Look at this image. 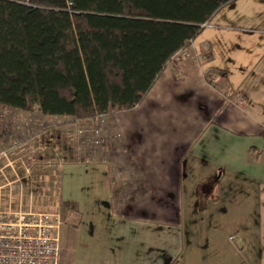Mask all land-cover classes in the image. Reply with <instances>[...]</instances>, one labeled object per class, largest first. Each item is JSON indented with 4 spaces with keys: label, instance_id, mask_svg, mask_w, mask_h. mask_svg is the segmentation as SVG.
Masks as SVG:
<instances>
[{
    "label": "crops",
    "instance_id": "obj_1",
    "mask_svg": "<svg viewBox=\"0 0 264 264\" xmlns=\"http://www.w3.org/2000/svg\"><path fill=\"white\" fill-rule=\"evenodd\" d=\"M219 12L204 27L207 39L192 42L208 59L168 63L141 103L115 113L145 184L139 200L114 215L103 164L35 166L39 191L43 172L50 182L55 171L57 200L72 210L56 264H264V20L243 33ZM207 69L222 71L242 103L207 84ZM50 131L6 166L28 153L34 160Z\"/></svg>",
    "mask_w": 264,
    "mask_h": 264
},
{
    "label": "trees",
    "instance_id": "obj_2",
    "mask_svg": "<svg viewBox=\"0 0 264 264\" xmlns=\"http://www.w3.org/2000/svg\"><path fill=\"white\" fill-rule=\"evenodd\" d=\"M235 1L0 0V106L77 120L130 110Z\"/></svg>",
    "mask_w": 264,
    "mask_h": 264
},
{
    "label": "built area",
    "instance_id": "obj_3",
    "mask_svg": "<svg viewBox=\"0 0 264 264\" xmlns=\"http://www.w3.org/2000/svg\"><path fill=\"white\" fill-rule=\"evenodd\" d=\"M209 57L210 52L206 46L200 54H195L190 42L177 52L170 62L199 64ZM203 78L225 99L242 103L241 94L233 91L219 72L207 69L203 72ZM56 118L58 117L43 116L37 110L24 112L0 106V141L5 148L0 154V159L6 152L24 146L27 140L47 129H58ZM71 121V126L61 128L69 129L65 130L66 135L60 140L63 146L61 151L52 150V143L59 141V137L48 139L38 151L42 152L43 147L48 145L55 152L56 160H60L59 163L105 165L109 171L111 211L114 215H119L126 203L139 200L143 196L145 184L117 124L115 112ZM68 131L71 133H67ZM63 139H70L69 149L64 146ZM59 155H68L69 159L64 160L61 156L59 158ZM56 191L59 193V182ZM50 210V206L45 212L0 210V264L57 263L60 227L68 211L59 200L56 210ZM235 240V236L229 238L230 242Z\"/></svg>",
    "mask_w": 264,
    "mask_h": 264
},
{
    "label": "rangeland",
    "instance_id": "obj_4",
    "mask_svg": "<svg viewBox=\"0 0 264 264\" xmlns=\"http://www.w3.org/2000/svg\"><path fill=\"white\" fill-rule=\"evenodd\" d=\"M218 20L226 19L228 22L226 26L230 27L231 30L240 29L244 32V30L248 29V26L251 25H259L262 20H264V1L261 0H238L233 4L223 8L216 17ZM213 23V22H212ZM211 24V22H210ZM206 30V29H205ZM203 31L197 36L198 40L206 38V32ZM244 36V35H243ZM237 37V36H236ZM207 39V38H206ZM58 123V126L55 129H50V135L54 137H59V141L52 143V150L61 151L62 150V138L66 135L65 130L69 129H61L65 126H71L73 122L70 118L58 117L55 119ZM54 132L56 134H54ZM67 133H71L68 131ZM73 136V135H72ZM53 139V138H52ZM70 140V139H69ZM68 139H63V144L66 146V149H69V141ZM44 143V142H42ZM43 145V144H42ZM43 147V151H36L34 156L30 155L29 157L23 159L22 161H17L12 163L10 166H6L9 160L17 158L19 154H21L22 147H18L17 149H13L6 152L5 155L1 156L0 159V210H12V211H32L45 212L51 208V212H54L57 207V185L58 178L57 173L54 171L50 182L47 180V175L43 172L42 175V191L39 192L38 189V177L36 174H32L35 166L44 168L47 164L55 166L60 160H56L57 156H54V153L50 146ZM4 146L0 147V154L4 152ZM11 152V153H10ZM26 152V151H25ZM10 155V156H9ZM61 155H59L60 158ZM68 155H64L62 157L64 160L67 159ZM7 157V158H6ZM49 165V166H50ZM3 168V169H2ZM2 169V170H1ZM50 188V192H49ZM51 195L50 201L47 200L48 195ZM229 227H232V224H229ZM229 227L226 230H230ZM227 246L226 242H224Z\"/></svg>",
    "mask_w": 264,
    "mask_h": 264
}]
</instances>
